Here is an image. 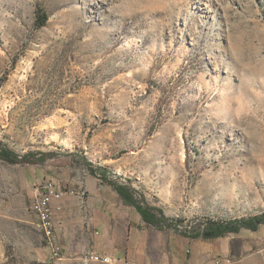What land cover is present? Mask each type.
I'll return each instance as SVG.
<instances>
[{"label":"rangeland","instance_id":"rangeland-1","mask_svg":"<svg viewBox=\"0 0 264 264\" xmlns=\"http://www.w3.org/2000/svg\"><path fill=\"white\" fill-rule=\"evenodd\" d=\"M0 141L54 152L0 160V264H264V225L182 234L264 211V0H0ZM87 162L172 226L124 207L137 229L112 249L87 210ZM50 180L66 191L57 256L30 207ZM90 251L121 260L85 262Z\"/></svg>","mask_w":264,"mask_h":264},{"label":"trees","instance_id":"trees-1","mask_svg":"<svg viewBox=\"0 0 264 264\" xmlns=\"http://www.w3.org/2000/svg\"><path fill=\"white\" fill-rule=\"evenodd\" d=\"M46 21L47 16L40 15L37 25L42 27L46 24ZM53 156L54 152L40 150H30L21 154L0 141V160L9 164L40 165L53 160ZM87 163L90 173L95 177H99L102 183H106L116 190L126 205L136 208L146 224L159 229L172 226L173 219L167 217L160 207L145 204L144 201L139 199L138 191L135 188L109 177L110 170L108 167L94 165L92 162ZM262 225H264V211L252 216L234 219L205 217L182 234L192 239L212 240L230 233H238L242 229L257 231Z\"/></svg>","mask_w":264,"mask_h":264},{"label":"crops","instance_id":"crops-1","mask_svg":"<svg viewBox=\"0 0 264 264\" xmlns=\"http://www.w3.org/2000/svg\"><path fill=\"white\" fill-rule=\"evenodd\" d=\"M84 188L87 194V210L91 212L92 209L95 210L98 218V227L102 229L103 233L110 240L112 249L122 250L118 245L120 238L125 236V240L128 241L133 236L134 230L137 229V227L131 225V221L135 218L136 213L130 211L132 214H129L124 207H134L126 205L116 190L112 189L110 185L98 181L92 175L86 177ZM138 218L140 219L139 223L144 224L141 215ZM120 223H126L127 225V230L124 234L121 233L122 228L119 226ZM59 236L62 235L59 234ZM102 243L101 240L98 245H102Z\"/></svg>","mask_w":264,"mask_h":264},{"label":"built area","instance_id":"built-area-1","mask_svg":"<svg viewBox=\"0 0 264 264\" xmlns=\"http://www.w3.org/2000/svg\"><path fill=\"white\" fill-rule=\"evenodd\" d=\"M71 193L75 194L74 191H71ZM65 194L66 191L58 186L56 182L53 180L47 181L43 189H37V193L32 199L30 206L37 218L38 227L44 236L47 246L56 256L60 254L61 246L58 244L57 226L54 219V201L62 199ZM76 195L84 200V192L78 191ZM120 260L114 254L98 251H90L85 257V262L115 263ZM123 261L124 264H138L134 261H127L126 259Z\"/></svg>","mask_w":264,"mask_h":264}]
</instances>
